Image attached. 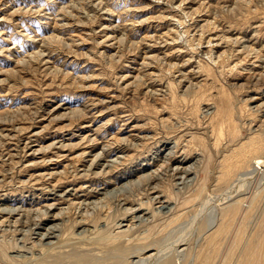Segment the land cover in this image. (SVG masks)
Returning a JSON list of instances; mask_svg holds the SVG:
<instances>
[{
  "label": "rangeland",
  "instance_id": "1",
  "mask_svg": "<svg viewBox=\"0 0 264 264\" xmlns=\"http://www.w3.org/2000/svg\"><path fill=\"white\" fill-rule=\"evenodd\" d=\"M263 143L264 0H0V264H250Z\"/></svg>",
  "mask_w": 264,
  "mask_h": 264
},
{
  "label": "bare ground",
  "instance_id": "2",
  "mask_svg": "<svg viewBox=\"0 0 264 264\" xmlns=\"http://www.w3.org/2000/svg\"><path fill=\"white\" fill-rule=\"evenodd\" d=\"M264 144V143H263ZM250 146V145H249ZM259 148V147H258ZM243 149V148H242ZM259 149H261V148H259ZM263 150V149H262ZM258 151V150H257ZM257 151H252L250 154L253 156V158H256V156H255V153L257 152ZM254 152V153H253ZM259 152V151H258ZM264 153V151H261L260 150V153ZM259 153V154H260ZM257 154V153H256ZM264 155V154H263ZM260 158V157H259ZM258 158V159H259ZM262 158V157H261ZM252 159V158H251ZM257 159V160H258ZM252 161V160H251ZM264 158L263 159H260V160H258V161H254L253 163H249L250 165L248 166V167H245L244 169H242L241 171H236V173L234 174V178H233V180L229 183V185L227 186V189L225 190V192L223 193V194H221V196L220 197H218V198H216L215 200L216 201H222V200H226L227 202H229L226 206H224L225 207V209L226 208H228L229 210L233 207V206H235V204H236V206L237 205H239V206H242V207H246V197L244 196V198L243 199H239L238 197H240V195H239V192H240V190H241V188L243 187V186H246L245 184H246V182H245V184H242L241 185V181L242 180H244L245 178V176L246 175H248V174H253V172H255V171H257L258 169H260V173L258 174V175H256V176H251V178L250 179H252V178H255V180L258 182V180H259V176H261V175H263V172H264ZM241 173V174H240ZM151 175V174H150ZM254 180V181H255ZM247 181V180H246ZM243 182V183H244ZM259 182H260V180H259ZM130 183V182H129ZM135 183V182H134ZM226 184V183H225ZM257 186V185H256ZM248 187V186H247ZM246 188V187H245ZM246 190V189H245ZM243 191H244V188H243ZM95 192V194H99V192H97V191H94ZM253 192V191H252ZM66 193V192H65ZM67 193H69V192H67ZM109 194V193H108ZM247 194V193H246ZM251 194V193H250ZM249 194V195H250ZM104 196H105V194H104ZM108 196V195H107ZM251 196V195H250ZM233 197V198H232ZM243 197V196H242ZM228 198H232L231 200H229L228 201ZM148 199H150V198H148ZM237 199H239V200H237ZM250 199V198H249ZM3 201V199L1 198V196H0V203ZM118 201V200H117ZM116 201V202H117ZM127 201V200H126ZM152 202V201H151ZM159 202V201H158ZM127 203V202H126ZM160 203V202H159ZM223 202H220V205L222 204ZM245 203V204H244ZM166 204V203H165ZM162 206H160V208H161ZM224 207H222V208H224ZM234 208V207H233ZM143 209V208H142ZM200 209H202L203 210V208H200ZM138 210H139V208H138ZM138 210H134L133 212H137ZM229 210H228V212H229ZM15 209H9V208H1L0 207V214H7V215H9V216H12V215H14L15 214ZM17 211H18V209H17ZM158 211V210H157ZM223 211V210H222ZM19 212V211H18ZM127 212V211H126ZM125 212V213H126ZM155 212V211H154ZM231 212V211H230ZM125 213H123V214H125ZM131 213V212H130ZM129 213V214H130ZM159 213V212H158ZM168 213V212H167ZM222 213V212H221ZM16 214H17V212H16ZM136 214H138V213H136ZM135 214V215H136ZM216 214H217V209H214V211H213V214H212V217L210 216V218H209V221H208V230H214L215 229V227H216V223H217V219H218V217L216 216ZM126 216H127V213L125 214ZM124 215V216H125ZM201 215V214H200ZM137 216V215H136ZM197 216H199V215H197ZM134 217V216H133ZM141 217V216H140ZM38 218V217H37ZM135 218V217H134ZM208 218V217H207ZM221 218V217H220ZM232 218V217H231ZM125 219V218H124ZM233 219V218H232ZM43 220V219H42ZM123 220V219H122ZM40 221H41V219H40ZM45 221H46V218H45ZM146 221V220H145ZM191 222H193V221H191ZM141 223V222H140ZM188 223V222H187ZM220 223V222H219ZM264 223V222H263ZM42 223H40L39 221H36L35 222V224L33 225L34 226V229L36 230V229H40V225H41ZM115 224V223H114ZM192 224V223H191ZM141 225V224H140ZM157 225V224H156ZM185 225H187V224H185ZM193 225V224H192ZM120 226V225H119ZM219 226V225H218ZM188 227V226H187ZM56 228H57V226L56 225H52V226H50V227H48V228H46L44 231H45V233L44 234H35L34 233V231H33V233H34V235H37V236H39V238H40V240L39 241H42V242H45V241H49V240H51V239H55L56 238V232H58L57 230H56ZM119 228V227H118ZM225 228V227H224ZM227 228V227H226ZM217 231V230H216ZM222 230H220V229H218V231H217V233L218 232H221ZM229 231V230H228ZM234 231V230H233ZM30 232V231H29ZM28 233V232H27ZM211 233V232H210ZM216 233V232H215ZM224 233H225V231H224ZM223 233V231H222V234H224ZM232 233V232H231ZM31 234V233H30ZM221 234V235H222ZM74 236V235H73ZM119 236V235H118ZM185 236V235H184ZM215 236V235H214ZM27 237V236H26ZM61 237V236H60ZM186 237V236H185ZM80 238V237H79ZM120 238V237H119ZM24 239V238H23ZM81 239V238H80ZM184 239V238H183ZM261 239H262V237H261ZM20 240H22V239H20ZM26 241V240H25ZM22 242V241H21ZM42 242L40 243V245L42 244ZM259 242V241H258ZM261 242V241H260ZM47 243V242H46ZM58 243V242H57ZM263 243V242H262ZM262 243H258V245L256 246V247H253L252 249H253V252L251 253V256L249 257V258H251V260L252 261H250V264H261L260 262L262 261V258H264V243L262 244ZM14 244V243H13ZM23 244V243H22ZM44 244V243H43ZM224 244V243H223ZM222 244V245H223ZM229 244V243H228ZM22 246V245H21ZM42 246V245H41ZM60 246V245H59ZM168 246H170V245H168ZM177 246V245H176ZM225 246V245H224ZM19 247V246H18ZM40 247V246H39ZM175 247V246H174ZM216 247V249H218V248H221L219 245H218V247L217 246H215ZM36 248V247H35ZM146 247H144V249H145ZM21 249H24L23 247H20V248H18L17 250L19 251H21ZM43 249V248H42ZM47 249V248H46ZM140 249V248H139ZM159 249V248H158ZM16 250V251H17ZM25 250V249H24ZM142 250V249H141ZM164 250V249H163ZM226 250V249H225ZM45 251V250H44ZM43 251V252H44ZM25 251H23L21 254L23 255V253H24ZM156 249L154 250V252L153 253H151V254H148L146 257H144L143 259H140L139 261H138V263L139 264H143V263H147V262H149V261H155L156 259H157V256H158V253L160 252V250H158V252H156ZM165 252V251H164ZM18 253H20V252H18ZM41 253V252H40ZM160 253H162V252H160ZM168 253V252H167ZM218 253H219V251H218ZM221 253V252H220ZM26 254V253H25ZM166 254V253H165ZM21 255V256H22ZM219 255V254H218ZM166 256V255H165ZM164 256V257H165ZM162 257V256H161ZM23 258V257H22ZM140 258V257H139ZM168 259H169V257H168ZM160 260V259H159ZM214 263H216V262H214ZM166 264H172V262H170V261H167L166 262ZM213 264V263H212Z\"/></svg>",
  "mask_w": 264,
  "mask_h": 264
}]
</instances>
